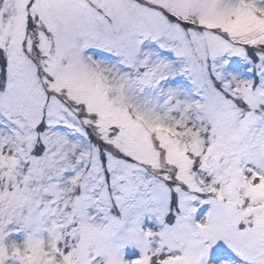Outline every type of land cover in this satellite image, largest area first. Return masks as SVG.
I'll use <instances>...</instances> for the list:
<instances>
[{
	"label": "snow or ice",
	"instance_id": "6c2138e0",
	"mask_svg": "<svg viewBox=\"0 0 264 264\" xmlns=\"http://www.w3.org/2000/svg\"><path fill=\"white\" fill-rule=\"evenodd\" d=\"M0 264H264V0H0Z\"/></svg>",
	"mask_w": 264,
	"mask_h": 264
}]
</instances>
